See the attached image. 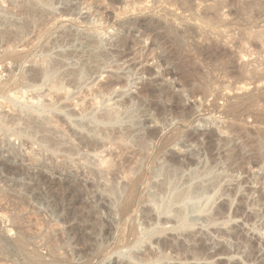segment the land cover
<instances>
[{
  "label": "rangeland",
  "instance_id": "1",
  "mask_svg": "<svg viewBox=\"0 0 264 264\" xmlns=\"http://www.w3.org/2000/svg\"><path fill=\"white\" fill-rule=\"evenodd\" d=\"M0 90V264H264V0H0Z\"/></svg>",
  "mask_w": 264,
  "mask_h": 264
},
{
  "label": "bare ground",
  "instance_id": "2",
  "mask_svg": "<svg viewBox=\"0 0 264 264\" xmlns=\"http://www.w3.org/2000/svg\"><path fill=\"white\" fill-rule=\"evenodd\" d=\"M9 41V40H8ZM8 58H9V56H8ZM13 58V57H12ZM14 58H15V56H14ZM16 59V58H15ZM37 67V66H36ZM45 68V67H44ZM46 69V68H45ZM34 70V75H33V77H32V75L30 76V79H31V81L33 82V83H37V82H41V80H43L44 78V76L45 75H47L48 74V72H47V74H46V72L43 70V68L42 69H40V68H34L33 69ZM33 72V71H32ZM21 75H24V73L23 74H21ZM21 78H26V77H24V76H22ZM43 78V79H42ZM46 79H47V77H46ZM23 79H21V81H22ZM22 84V83H21ZM7 85V84H6ZM19 85V84H18ZM19 86H21V85H19ZM8 87V86H7ZM18 87V86H17ZM24 87V86H23ZM5 87H3V89H4ZM2 89V90H3ZM0 92H1V90H0ZM19 111V110H18ZM23 111V110H22ZM17 114V113H16ZM6 117V116H5ZM13 117H16V116H13ZM18 117H19V115H18ZM1 118V117H0ZM8 119V118H7ZM7 119H5V120H7ZM15 120L16 121V119H13V118H11L10 117V120ZM18 119V118H17ZM20 119V118H19ZM9 121V119L7 120V122ZM3 122V121H2ZM10 122V121H9ZM8 122V123H9ZM17 122V121H16ZM1 123V122H0ZM4 124V123H3ZM5 126H6V124H5ZM193 194H195V192H190V191H187V190H184V189H176L175 190V193L173 194V196L171 197V200L172 201H175V203H179V204H185L188 200L190 201V200H192L193 198L192 197H194V196H192ZM215 197V196H214ZM205 199H203L202 200V202H200V204L198 205V206H196V207H198V209L197 210H206L205 211V213H209V211H210V209H211V206L213 205V201H214V198H213V196L211 197H204ZM159 208H161V211L162 212H167L169 209H170V203H168V202H164L163 203V205H162V207H159ZM224 208V207H223ZM218 209V208H217ZM222 209V208H221ZM199 211V212H200ZM221 211V210H220ZM219 212V211H218ZM175 217H176V221H177V224H180L181 226H183V227H185L184 225H186V221L183 219V217H181V211L178 209L177 211H175ZM209 219H211V218H209ZM145 231H147V230H145ZM153 234V233H152ZM17 247L18 248H20V250H23V249H25L26 248V240L24 239V240H20V241H18L17 242ZM179 247H181V245H179ZM195 248H201L200 246H199V244H198V246L197 247H195Z\"/></svg>",
  "mask_w": 264,
  "mask_h": 264
},
{
  "label": "water",
  "instance_id": "3",
  "mask_svg": "<svg viewBox=\"0 0 264 264\" xmlns=\"http://www.w3.org/2000/svg\"><path fill=\"white\" fill-rule=\"evenodd\" d=\"M205 211H206V210H203V209H202V210H201V213H205ZM144 232H146V234H145V235H143V233H142V238H144V237H147V236L151 235V230H147V231H145V230H144Z\"/></svg>",
  "mask_w": 264,
  "mask_h": 264
}]
</instances>
